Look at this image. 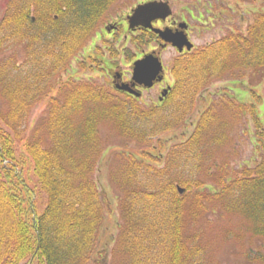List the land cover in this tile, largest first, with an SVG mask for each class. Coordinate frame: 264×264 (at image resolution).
<instances>
[{
  "label": "trees",
  "instance_id": "obj_1",
  "mask_svg": "<svg viewBox=\"0 0 264 264\" xmlns=\"http://www.w3.org/2000/svg\"><path fill=\"white\" fill-rule=\"evenodd\" d=\"M115 1L9 0L0 20V55L14 47L9 42L26 43L22 62L12 56L0 62L7 107L0 113V264L92 262L104 221L94 179L103 153L101 125L146 145L185 129L199 96L215 81L264 73V13H258L246 33L232 30L178 55L162 104L145 105L99 84L66 82L48 104L47 139L40 130L25 137L33 109L96 35ZM151 40L147 32L133 39L139 45ZM219 97L188 135L166 148L162 167L120 156L110 179L120 192L121 222L111 260L103 264H212L204 223L211 213L240 216L250 233L264 237V124L256 104ZM249 115L260 158L235 169L217 158V150L229 142L231 123L243 125ZM20 143L46 195L40 213L35 189L18 170Z\"/></svg>",
  "mask_w": 264,
  "mask_h": 264
},
{
  "label": "rangeland",
  "instance_id": "obj_2",
  "mask_svg": "<svg viewBox=\"0 0 264 264\" xmlns=\"http://www.w3.org/2000/svg\"><path fill=\"white\" fill-rule=\"evenodd\" d=\"M149 0H116L112 3L104 15L98 32L104 30L103 26H111L122 22V18L128 19L132 10L142 2ZM172 8V20L188 22L191 25V41L196 47H203L223 37L230 31H242L244 33L250 22L258 13H264V0H166ZM9 0H0V20L5 14ZM126 26V25H125ZM122 28V27H121ZM127 28V26H126ZM121 41H102L98 35H94L86 47L81 50L71 61L69 67L57 78L54 90L33 109L25 137H30L35 131L40 130L43 139H47L44 126V117L48 104L53 96H58L60 86L70 83H94L107 86L116 71H128L132 76L133 61L145 53H153L155 45L135 44V38L130 31H123ZM139 33H135L138 35ZM110 36L105 35L108 39ZM127 37V38H126ZM9 42L10 47L0 55V62L6 57H15L22 62L25 57L26 43L16 45ZM16 45V46H15ZM158 50V49H157ZM179 55L177 49L167 47L162 52L161 59L165 63V80L172 82L171 67L173 61ZM101 69H100V68ZM105 69V70H104ZM108 88V87H107ZM226 93L235 100L245 104H256L259 118L264 124V73H246L244 77L231 78L225 76L207 87L199 96L197 108L189 118L185 129L168 132L155 137L146 145L137 143L121 136L112 125L103 124L100 127L103 153L94 179L100 191L104 203V221L99 234L98 247L90 264H103L106 258L110 262L111 250L115 244L121 222L119 209L120 192L110 179V173L119 162L120 156L134 155L138 159L149 161L162 167L163 162L159 157L166 153V148L173 142L183 138L193 129L201 113L205 111L213 101ZM157 89L145 92L140 103L149 102L150 97H157ZM124 97V95H120ZM6 103L0 97V113L6 111ZM243 121L231 123L234 132L231 133L229 142L217 150V158L227 161L232 168H238L244 164L254 165L260 158L257 150L256 129L252 117L249 115ZM239 126H238V125ZM164 143L165 148H163ZM22 143L17 149L18 170L22 172L28 185L35 189L38 212L45 208L46 195L41 189L38 177L35 173L32 159L26 154L23 156ZM23 156V157H22ZM159 160V161H158ZM21 161V163H20ZM206 225V239L208 242V254L212 264H264V237L250 233L245 220L237 215L229 216L221 212L211 213ZM108 262V263H109ZM29 264H44L40 259L34 258Z\"/></svg>",
  "mask_w": 264,
  "mask_h": 264
},
{
  "label": "water",
  "instance_id": "obj_3",
  "mask_svg": "<svg viewBox=\"0 0 264 264\" xmlns=\"http://www.w3.org/2000/svg\"><path fill=\"white\" fill-rule=\"evenodd\" d=\"M172 15V8L169 1L166 0H153L139 4L131 15L128 17L129 27L134 29L136 27H144L152 30L158 34L164 42L163 47L170 44L176 47L180 52L186 47L188 51L192 50L194 43L188 38L185 29L188 27L187 23L179 24V28L174 31L172 28H155L153 21L161 19L166 20ZM163 64L159 56L154 53L146 54L143 58L134 62L133 68V81L151 87L155 80L163 79ZM119 89L127 90L136 96H140L133 89L127 85H119Z\"/></svg>",
  "mask_w": 264,
  "mask_h": 264
},
{
  "label": "flooded vegetation",
  "instance_id": "obj_4",
  "mask_svg": "<svg viewBox=\"0 0 264 264\" xmlns=\"http://www.w3.org/2000/svg\"><path fill=\"white\" fill-rule=\"evenodd\" d=\"M169 18H167L166 20H163V21L162 20H156L155 22H153V25L155 27H158V28H166V27L172 28L174 31H176L178 29L180 23L177 20H172L170 22V24H167V21L169 20ZM125 25L127 26V28ZM121 27L123 28V31L128 30L133 35H135L136 32L139 33L138 35H135V36H139L143 32H147V33L151 34L152 40L149 44H150V46L153 44L155 45V48H153L151 51L152 52L156 51V54L159 55L160 57L162 55V52L164 50H166L167 47H169V45L163 47V42L160 40L159 36L157 34L153 33L152 31H150L149 29H145L143 27H136L132 30H129L128 29V23H127V20L125 18H122V22L117 23L116 25L112 24L110 27L104 25L103 26L104 30H101V32L98 34V38L102 41H105V42H109L110 39H112L111 41L116 40V41L120 42L121 41V35L123 34L120 30V29H122ZM191 30H192L191 25L188 23V28L185 30V33L187 34V36L190 39H191ZM104 33H105V35L110 34L108 39H106L104 37ZM135 44H137V42ZM186 52H188V51L186 48H184V50L182 52H180L179 54H184ZM142 57H143V55L139 56L137 58H142ZM162 62H163V60H162ZM163 66H164L163 79L162 80H155L153 86H151V87H146V86L140 84L139 82L133 81V78L130 75L131 73L128 71H123V72L122 71H116V72H114L113 75H111V73L107 74L108 77L111 78V81L107 82V84H108L107 86L111 90L118 91V92L122 93L123 95H125L127 97H131V98L136 99V100L143 99L145 92H151L152 90L157 89V94H156L157 97H155V96L150 97L149 102H145V104H147V105H149V104H152V105L162 104L164 102L165 98L167 97L168 93L172 89V88H169V86H173V82H169V81L165 80V74H166L165 68L167 65H165V63L163 62ZM172 76H173V74H172ZM119 85H127L129 88L133 89L137 93H140V96L137 97L127 90L118 89Z\"/></svg>",
  "mask_w": 264,
  "mask_h": 264
}]
</instances>
